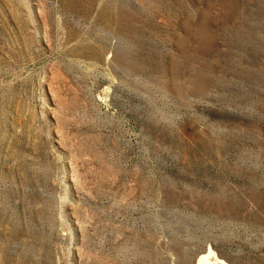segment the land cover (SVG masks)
Listing matches in <instances>:
<instances>
[{"label": "rangeland", "instance_id": "obj_1", "mask_svg": "<svg viewBox=\"0 0 264 264\" xmlns=\"http://www.w3.org/2000/svg\"><path fill=\"white\" fill-rule=\"evenodd\" d=\"M264 264V0H0V264Z\"/></svg>", "mask_w": 264, "mask_h": 264}, {"label": "bare ground", "instance_id": "obj_2", "mask_svg": "<svg viewBox=\"0 0 264 264\" xmlns=\"http://www.w3.org/2000/svg\"><path fill=\"white\" fill-rule=\"evenodd\" d=\"M196 264H227V263L221 260L220 258H218L210 248H207L206 251L201 253V255L196 261Z\"/></svg>", "mask_w": 264, "mask_h": 264}]
</instances>
